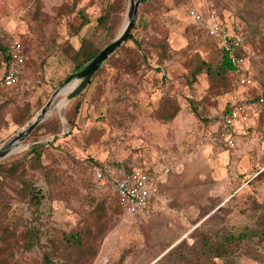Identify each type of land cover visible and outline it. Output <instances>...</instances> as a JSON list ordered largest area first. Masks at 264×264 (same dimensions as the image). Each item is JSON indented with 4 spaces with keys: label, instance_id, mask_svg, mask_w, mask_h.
Returning a JSON list of instances; mask_svg holds the SVG:
<instances>
[{
    "label": "rangeland",
    "instance_id": "obj_1",
    "mask_svg": "<svg viewBox=\"0 0 264 264\" xmlns=\"http://www.w3.org/2000/svg\"><path fill=\"white\" fill-rule=\"evenodd\" d=\"M109 2L112 13L105 12ZM190 8L205 17L215 13L243 35L249 70L264 91V0H142L135 39L76 98L67 101L78 82L59 95L50 116L0 160L10 163L44 145L41 166L27 161L6 182L0 178V227L11 231L0 264H44L45 252L55 264H196L204 237L221 241L249 230L254 235L230 247L229 257L235 264H264V173L250 181L253 158L264 156V118L242 119L235 147L195 149L202 132L217 128L229 93H213L205 74L189 83L195 55L217 65L224 54ZM80 10L89 22L77 31ZM129 11L130 0H0V78L3 49L13 39L23 43L27 57L21 81L0 88V145L77 73L82 39L101 48L110 44ZM163 114L175 117L163 120ZM133 166L170 171L151 209L126 216L111 182ZM30 180L41 190L39 207L15 190ZM33 228L40 230L41 244L26 248ZM72 233L80 234V246L66 241Z\"/></svg>",
    "mask_w": 264,
    "mask_h": 264
},
{
    "label": "built area",
    "instance_id": "obj_2",
    "mask_svg": "<svg viewBox=\"0 0 264 264\" xmlns=\"http://www.w3.org/2000/svg\"><path fill=\"white\" fill-rule=\"evenodd\" d=\"M189 15L221 44L223 53L233 65L231 73L236 79V87L229 94L228 111L222 116L217 128L200 134L195 149L220 143L235 147V135L241 120L252 117L264 118V91L249 70L243 35L227 29L215 13L205 17L199 9L190 8ZM9 54L10 63L5 66L4 74L0 78V88L17 85L22 79L26 65L25 47L20 40L11 41ZM253 159L252 168L255 173L250 181L264 173V156H255ZM169 171L166 167L163 170H155L152 167L133 166L131 171L111 182V191L122 205L126 216L146 214L151 209L162 176ZM96 175L98 180L102 179L101 172Z\"/></svg>",
    "mask_w": 264,
    "mask_h": 264
},
{
    "label": "trees",
    "instance_id": "obj_3",
    "mask_svg": "<svg viewBox=\"0 0 264 264\" xmlns=\"http://www.w3.org/2000/svg\"><path fill=\"white\" fill-rule=\"evenodd\" d=\"M149 1V0H145ZM114 3H108L105 6V12L106 13H112L114 10ZM78 17L83 19V21L80 22L77 31L81 30L88 22L89 19L85 15V13L80 10L78 12ZM103 18H99V22L102 23ZM135 25V24H134ZM132 32V31H131ZM135 38L133 37L132 34H130L129 40H134ZM126 41V42H127ZM135 42L141 46L140 42L135 40ZM109 45V44H108ZM98 47L95 45V43L90 39V38H84L82 39L81 46L78 49V54L82 56V61L78 63L75 67V72H78L82 70L88 63H90L105 47ZM125 44L121 45L119 48L123 47ZM1 48V45H0ZM118 48V49H119ZM2 49V48H1ZM117 49V50H118ZM116 50V51H117ZM115 51V52H116ZM115 52L113 54H115ZM3 54L5 57V66L9 65L10 63V54H9V47L8 49H3ZM112 54V55H113ZM111 55V56H112ZM111 56L106 60L108 61ZM104 61L101 65V67L98 69V71L94 74L92 79L97 75V73L100 71L102 68L103 64L106 62ZM189 83H194L198 80V77L202 74H205L210 82V89L215 93L216 95H223L225 93H231L234 88L236 87L234 84H236V79L235 76L231 73V70L233 69V65L229 58L223 54L221 61L217 65H213L200 55H195L192 60L190 61L189 65ZM72 75L69 74V76ZM91 79V80H92ZM90 80V82H91ZM89 82V83H90ZM88 83V84H89ZM16 86V85H15ZM233 88V89H232ZM82 93V92H81ZM228 94V95H229ZM79 95V94H78ZM77 95V96H78ZM75 96L74 98H76ZM73 98V99H74ZM76 113L78 114L80 105L78 104L76 106ZM228 104L226 106V109L224 111V114L228 111ZM193 113L198 117L199 114L197 112V109L193 105L192 107ZM223 114V115H224ZM175 117V114L172 115H167L163 114L161 115V119L163 120H171ZM70 124H74V120H69ZM43 144H40L38 146L32 147L28 151V155L14 159L10 163H6L3 161V163H0V178H2L3 182H6L7 177L14 176L21 167L25 166L27 161L28 163H31L33 165H40L41 166V159H42V153L41 149L43 148ZM132 167L127 171H131ZM126 172V173H127ZM16 192L17 194L21 195V198L23 200H26L29 202L32 206L39 207L41 203V190L38 189L37 186L30 180L24 183L22 188H17L16 187ZM118 201V200H117ZM119 204V202H118ZM123 209V208H122ZM124 211V210H123ZM2 218V214H0V220ZM10 229L8 227H0V263L1 260L3 259V253L7 247L8 244V238L10 234ZM41 232L39 229L33 228V230H30L29 232V241H25V246L26 248H32L34 246L40 245L41 244ZM254 235V232L249 230V231H241L237 235H228L224 237L221 241H214L212 240L211 237H204L203 238V245H202V256H200V261L196 264H217V261L215 259H224V264H235V262L229 257L234 251L230 250L239 247V245L246 239L251 238ZM66 241L69 243H74L77 246L81 245V239H80V234L79 233H72L68 236H66ZM198 245V241L196 245H190L192 249H195ZM175 251V249H172ZM230 250V251H229ZM44 264H55L53 259L51 258L50 254L48 252H45L44 255Z\"/></svg>",
    "mask_w": 264,
    "mask_h": 264
},
{
    "label": "water",
    "instance_id": "obj_4",
    "mask_svg": "<svg viewBox=\"0 0 264 264\" xmlns=\"http://www.w3.org/2000/svg\"><path fill=\"white\" fill-rule=\"evenodd\" d=\"M142 0H130V11L127 22L118 34V36L105 47L90 63H88L82 70L70 75L61 85L53 92L48 102L42 107L40 112L32 119L26 126L14 137L0 145V160L11 154L14 149L22 145L31 133L49 116L56 98L68 92L75 82L78 86L68 95L67 101L73 99L80 94L88 85L94 74L101 67L102 63L106 61L121 45H123L129 38L134 24L138 17V12Z\"/></svg>",
    "mask_w": 264,
    "mask_h": 264
},
{
    "label": "bare ground",
    "instance_id": "obj_5",
    "mask_svg": "<svg viewBox=\"0 0 264 264\" xmlns=\"http://www.w3.org/2000/svg\"><path fill=\"white\" fill-rule=\"evenodd\" d=\"M72 86H73V84H72ZM17 150H19V148H18V149H17V148H16V149H14V151H13L12 153L16 152ZM1 161H2V160H1Z\"/></svg>",
    "mask_w": 264,
    "mask_h": 264
},
{
    "label": "crops",
    "instance_id": "obj_6",
    "mask_svg": "<svg viewBox=\"0 0 264 264\" xmlns=\"http://www.w3.org/2000/svg\"><path fill=\"white\" fill-rule=\"evenodd\" d=\"M10 46V45H9ZM4 71H5V68H4ZM4 74V73H3Z\"/></svg>",
    "mask_w": 264,
    "mask_h": 264
}]
</instances>
